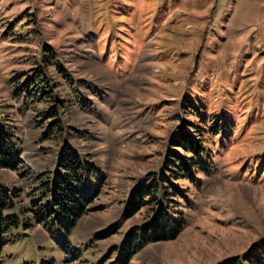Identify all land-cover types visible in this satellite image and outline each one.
<instances>
[{
  "label": "rangeland",
  "instance_id": "374dc122",
  "mask_svg": "<svg viewBox=\"0 0 264 264\" xmlns=\"http://www.w3.org/2000/svg\"><path fill=\"white\" fill-rule=\"evenodd\" d=\"M46 55L61 73L45 68ZM38 69L68 100L62 134L46 131L50 102L19 93ZM189 101L210 120L231 121V136H208L211 174L178 181L179 236L145 246L130 264H245L243 254L264 249V0H0V123L22 161L18 172L0 169V183L20 191L11 212L21 224L31 217L37 177H50L66 148L103 182L91 205L99 209L66 237L75 260L56 246L58 231L20 224L3 264L112 263L111 249L146 220L145 209L122 219L130 191L160 171L184 123H199ZM111 225L117 234L95 239Z\"/></svg>",
  "mask_w": 264,
  "mask_h": 264
},
{
  "label": "trees",
  "instance_id": "16d2710c",
  "mask_svg": "<svg viewBox=\"0 0 264 264\" xmlns=\"http://www.w3.org/2000/svg\"><path fill=\"white\" fill-rule=\"evenodd\" d=\"M45 49H48L47 47ZM49 53V51H48ZM45 68L54 66L58 72L57 63L53 62L52 55L44 58ZM26 79L18 88L25 99H35L38 103L50 102L43 111L44 120L49 122L46 131L49 134L57 132L62 134L63 114L68 110V100L64 97H55L52 89L56 85L50 84L44 71L41 69ZM71 106V105H70ZM187 107L189 116H193L198 125L184 123L168 142L165 161L159 172L150 173L142 179L129 193L125 202L122 219H130L145 209L146 220L140 225L129 228L124 234L116 257L110 264H130L133 257L149 244L171 241L179 236L185 227V217L181 210L180 199L185 197L184 189L178 185L179 180L189 183L197 181L198 174H211L214 170L213 155L207 145V138H229L233 123L227 119L210 120L205 113L198 112L195 104L189 101ZM190 130V131H189ZM11 129L0 123V169L18 172L22 164L20 149ZM101 171L88 161H84L71 148H66L57 163V168L50 177L44 180L39 176L38 187L42 190L37 198H31L25 213L30 218L21 224L18 214L11 212L20 191L8 188L0 183V264H3L1 253L3 248L13 238L12 231L21 224L24 231L34 226L42 225L53 235L54 231L62 234L60 242L54 241L56 246L64 253H72L75 260L79 252L70 249L66 237L75 229L79 221L89 212L99 209L91 207L100 195L102 180L94 184V178ZM19 177H25L23 173ZM44 189V190H43ZM118 226L111 225L100 232L95 239L104 240L117 234ZM254 254V256L252 255ZM105 259L99 264H103ZM235 259H228L223 264H239ZM245 264H264V249L245 253L241 257ZM68 262V261H67Z\"/></svg>",
  "mask_w": 264,
  "mask_h": 264
}]
</instances>
